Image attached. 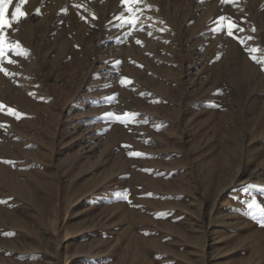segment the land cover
Segmentation results:
<instances>
[{"label":"rangeland","instance_id":"rangeland-1","mask_svg":"<svg viewBox=\"0 0 264 264\" xmlns=\"http://www.w3.org/2000/svg\"><path fill=\"white\" fill-rule=\"evenodd\" d=\"M138 7L131 36L121 0H28L5 29L27 54L0 71V264H264V65L247 50L264 57V0ZM221 15L244 31L215 32Z\"/></svg>","mask_w":264,"mask_h":264},{"label":"snow or ice","instance_id":"snow-or-ice-1","mask_svg":"<svg viewBox=\"0 0 264 264\" xmlns=\"http://www.w3.org/2000/svg\"><path fill=\"white\" fill-rule=\"evenodd\" d=\"M28 0H16L14 11L11 12L10 16L6 15L9 9V5L13 3V0H0V71H2L5 75L15 76L18 75V73L10 72L8 68L3 67L5 63L9 65H14L17 63L16 60H13L8 53H12V55H26L27 50H24L23 52L20 51L22 46L19 44L18 41H12L9 39L6 35L5 29L13 23L19 22L21 19H26L28 13L23 10L22 5L27 4ZM143 2V0H121V3L125 6V11H122L121 14L116 17L117 20L121 21L117 27H125L129 26V30L126 32V35L131 36L133 34V30L136 31H144V27L140 26L137 28V25L140 22V16L143 14V10L138 7ZM222 3H233L234 0H221ZM75 7H80V5H75ZM87 10V9H85ZM63 11L66 13L67 9H63ZM36 15L40 14V10L36 9ZM93 19L96 18L95 13L92 14ZM83 18V17H82ZM149 19H151L149 17ZM217 27L214 29L215 32L220 33L224 32L228 36H233L234 31L243 32V28H239L238 23L230 16L221 15L218 17L216 21ZM164 29H161L163 31ZM252 31L255 32V27L252 28ZM148 35H152L151 32L148 33ZM239 42L244 45L245 39L239 38ZM248 40H252L253 37L249 36L247 37ZM137 44H141L142 41L136 40ZM250 58L255 61L258 64L264 65V57H259L255 53H258L260 49L258 47H251L247 49ZM126 82L125 79L121 80V83L124 84ZM128 83H131L130 81H127ZM30 95H36L35 93H30ZM41 99H43L41 97ZM5 105L0 102V109H4ZM7 114L14 116L16 119H20L24 114L21 112L16 111L13 108L7 109ZM134 115L131 113H122L120 115H117L113 112H108L104 114L105 119H115L119 123H126V118ZM147 123V121H144ZM4 125L0 124V127H3ZM157 130H159L157 126ZM130 156H144L145 153L142 152H129ZM7 163H12L11 161H6ZM125 199L128 198L127 193H125L124 197ZM0 203H7V201L0 200ZM249 207H259L260 212L262 213L260 217V223L262 226H264V206H261L258 201L255 199L252 200ZM255 218V216L253 217ZM14 235V234H13Z\"/></svg>","mask_w":264,"mask_h":264}]
</instances>
